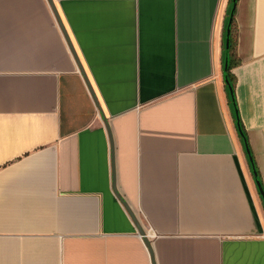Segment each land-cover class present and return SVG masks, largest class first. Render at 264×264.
Listing matches in <instances>:
<instances>
[{
    "label": "crops",
    "instance_id": "1",
    "mask_svg": "<svg viewBox=\"0 0 264 264\" xmlns=\"http://www.w3.org/2000/svg\"><path fill=\"white\" fill-rule=\"evenodd\" d=\"M52 1L112 143L49 1L0 0V264H264L233 0ZM234 20L264 188V0Z\"/></svg>",
    "mask_w": 264,
    "mask_h": 264
},
{
    "label": "water",
    "instance_id": "2",
    "mask_svg": "<svg viewBox=\"0 0 264 264\" xmlns=\"http://www.w3.org/2000/svg\"><path fill=\"white\" fill-rule=\"evenodd\" d=\"M48 1H49L50 5H51V7H52V9H53V11L55 13V15H56V18H57V20H58L61 28L63 29L65 35L67 36V34L65 32V29H64V26H63V24L61 22L60 16H59V14L57 12V9H56L53 1L52 0H48ZM237 3H238V0H233V11H232V14L230 16L229 27H228V30H227V41H226L227 58H226V63H225V73L226 74L229 71V64H230V62H229L228 55H229L230 50H231V33H232V28L231 27H232V24L234 22L235 12H236V9H237ZM67 39H68V36H67ZM68 41H69V44H70V47H71V50H72L73 54L75 55L76 59L78 60V57H77V55L75 53V50L73 48V45H72L71 41L69 39H68ZM78 64H79V68L81 70V73L84 76L85 81H86V83H87V85L89 87V90H90V92H91V94H92V96L94 98V101H95L96 105L98 106L99 111H100V113H101V115H102V117H103V119L105 121L107 130H108V133H109V136H110V140H111V143H112V135H111V132H110V129H109V126H108V122H107V120L105 118V115L103 113V110L100 107L99 100H98V98H97V96L95 94V91H94V89H93L90 81L88 80V77L86 75V72L83 69L82 65L80 64L79 60H78ZM226 83H227L228 88L230 90L231 98H232V101H233V104H234V107H235L236 106V103H235V98H234V90H233L231 81H230V79H229L228 76H226ZM236 114H237V121H238V129H239V132H240L241 136L245 139L244 132H243V130L241 128V125H240V122H239V117H238V112L237 111H236ZM246 146H247V152H248V154L250 156L251 163L253 164V159H252V156H251V152L249 150V147L247 145V141H246ZM112 147H113V144H112ZM254 174H255V177H256L257 185H258L259 190L261 192V195H262V197L264 199V189H263V187L261 185L260 180L257 178V173L255 172V170H254ZM115 176L116 175H115V167H114V159H113V181H114V191H115V194L120 199V201L123 203L125 209L128 211V213L132 217V219H133V221H134V223H135V225H136V227L138 229L139 234L144 238L145 242L147 243L148 247L150 248L151 247L150 242L148 241L147 235H146L145 231L142 229V227H141V225H140V223H139V221H138L135 213H133V211L128 207V205L124 202V200L120 197V195L116 191V187H115Z\"/></svg>",
    "mask_w": 264,
    "mask_h": 264
},
{
    "label": "trees",
    "instance_id": "3",
    "mask_svg": "<svg viewBox=\"0 0 264 264\" xmlns=\"http://www.w3.org/2000/svg\"><path fill=\"white\" fill-rule=\"evenodd\" d=\"M232 11H233V2H232V7H231V10H230V16H231V14H232ZM230 20V19H229ZM235 21V20H234ZM228 27H229V25H228ZM234 27H235V23L233 22V24H232V33H231V35L234 33ZM232 39V38H231ZM232 52V47H231V50H230V53ZM225 63H226V61H225ZM234 67V65L233 64H231V62H230V64H229V71L227 72V76L229 77V79H230V81H231V84H232V87H233V90H234V98H235V103H236V96H235V78L233 77V75L231 74V70H232V68ZM235 109H236V111L238 112V108H237V103H236V106H235ZM238 117H239V122H240V125H241V128H242V130H243V132H244V135H245V140L247 141V136H246V134H245V129H244V126H243V124H242V122H241V117H240V115H239V112H238ZM247 145H248V141H247ZM253 169L255 170V172L257 173V178L260 180V178H259V175H258V170H257V168H256V166H255V164H254V161H253ZM260 182H261V180H260ZM262 185V184H261ZM263 187V186H262ZM264 189V188H263Z\"/></svg>",
    "mask_w": 264,
    "mask_h": 264
}]
</instances>
